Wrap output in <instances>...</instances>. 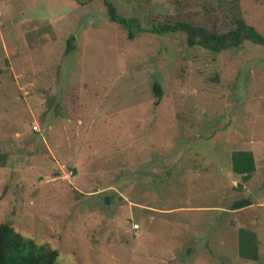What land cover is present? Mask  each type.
<instances>
[{
  "label": "rangeland",
  "instance_id": "rangeland-1",
  "mask_svg": "<svg viewBox=\"0 0 264 264\" xmlns=\"http://www.w3.org/2000/svg\"><path fill=\"white\" fill-rule=\"evenodd\" d=\"M111 1L146 27L228 25L230 0ZM240 7L264 34V0ZM236 150L255 155L247 183ZM0 151V223L57 249L56 264H264V47L129 40L103 0H0ZM240 228L260 261L239 256Z\"/></svg>",
  "mask_w": 264,
  "mask_h": 264
},
{
  "label": "trees",
  "instance_id": "trees-1",
  "mask_svg": "<svg viewBox=\"0 0 264 264\" xmlns=\"http://www.w3.org/2000/svg\"><path fill=\"white\" fill-rule=\"evenodd\" d=\"M240 1L230 0L225 6L227 28L208 29L185 20L167 21L146 27L136 17L121 15L111 0H103L109 20L121 25L127 31L129 40L135 39L140 32H150L160 36L181 33L185 35L186 44L189 47H201L216 54L239 49L246 42L264 47V34L246 22L242 15ZM75 42V35L68 38L66 54L74 51ZM153 91L156 98L155 106H158L163 97V89L158 81L154 83ZM8 161L9 155L0 151V167H5ZM231 167L236 175L241 176L243 183H247L257 168L253 151H233ZM252 204L251 197H245L235 200L229 209L241 210ZM238 253L242 259L260 261L259 240L256 232L248 228L238 230ZM58 258V250L50 244H38L34 239L27 238L18 232L10 223H0V264H56Z\"/></svg>",
  "mask_w": 264,
  "mask_h": 264
}]
</instances>
